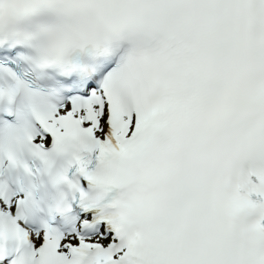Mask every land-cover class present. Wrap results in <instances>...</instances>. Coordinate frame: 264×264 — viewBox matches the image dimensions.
Returning a JSON list of instances; mask_svg holds the SVG:
<instances>
[{"label": "snow or ice", "instance_id": "6c2138e0", "mask_svg": "<svg viewBox=\"0 0 264 264\" xmlns=\"http://www.w3.org/2000/svg\"><path fill=\"white\" fill-rule=\"evenodd\" d=\"M0 264H264V0H0Z\"/></svg>", "mask_w": 264, "mask_h": 264}]
</instances>
